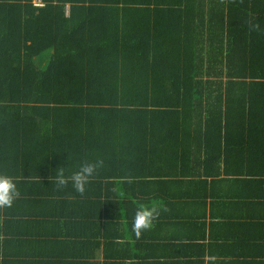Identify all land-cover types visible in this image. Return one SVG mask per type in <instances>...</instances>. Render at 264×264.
I'll use <instances>...</instances> for the list:
<instances>
[{
  "label": "trees",
  "instance_id": "16d2710c",
  "mask_svg": "<svg viewBox=\"0 0 264 264\" xmlns=\"http://www.w3.org/2000/svg\"><path fill=\"white\" fill-rule=\"evenodd\" d=\"M185 168L264 186V0H0V176L82 194L91 241L111 199Z\"/></svg>",
  "mask_w": 264,
  "mask_h": 264
},
{
  "label": "crops",
  "instance_id": "0c3cea01",
  "mask_svg": "<svg viewBox=\"0 0 264 264\" xmlns=\"http://www.w3.org/2000/svg\"><path fill=\"white\" fill-rule=\"evenodd\" d=\"M195 172L138 180L125 199L105 204L107 237L95 241L83 237L89 218L79 215L85 213L82 194L70 204L36 191L35 178L21 176L13 181L18 195L12 204L0 205V264H264V186L259 191L240 184V177ZM43 202H50L44 205L49 212ZM34 203L39 207L31 210ZM141 208L153 209L156 218L137 238L131 224ZM71 211L77 219L67 218Z\"/></svg>",
  "mask_w": 264,
  "mask_h": 264
},
{
  "label": "clouds",
  "instance_id": "9594fccd",
  "mask_svg": "<svg viewBox=\"0 0 264 264\" xmlns=\"http://www.w3.org/2000/svg\"><path fill=\"white\" fill-rule=\"evenodd\" d=\"M95 171L94 165L85 164L82 165L80 170L75 172L71 176V181L76 189L80 193L85 192V185L87 179ZM56 180L59 186L65 184V178L63 173L60 172L56 176ZM18 195L16 186L10 179L7 177L0 176V205L10 206L13 202V199ZM156 218V213L153 209L141 208L135 214L133 222L131 224V229L135 233L137 238H140L142 231L147 230L153 226V221Z\"/></svg>",
  "mask_w": 264,
  "mask_h": 264
},
{
  "label": "built area",
  "instance_id": "2783aa9c",
  "mask_svg": "<svg viewBox=\"0 0 264 264\" xmlns=\"http://www.w3.org/2000/svg\"><path fill=\"white\" fill-rule=\"evenodd\" d=\"M34 5L37 7H43L44 6V4L41 1H37Z\"/></svg>",
  "mask_w": 264,
  "mask_h": 264
}]
</instances>
